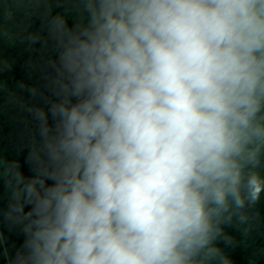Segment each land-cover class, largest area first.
<instances>
[{
    "label": "clouds",
    "instance_id": "obj_1",
    "mask_svg": "<svg viewBox=\"0 0 264 264\" xmlns=\"http://www.w3.org/2000/svg\"><path fill=\"white\" fill-rule=\"evenodd\" d=\"M14 2L54 58L10 89L0 50V118L31 126L0 149L2 264H234L264 203V0Z\"/></svg>",
    "mask_w": 264,
    "mask_h": 264
},
{
    "label": "trees",
    "instance_id": "obj_2",
    "mask_svg": "<svg viewBox=\"0 0 264 264\" xmlns=\"http://www.w3.org/2000/svg\"><path fill=\"white\" fill-rule=\"evenodd\" d=\"M52 8L53 13L60 10L56 8L55 0H53ZM43 14L44 8L31 7L27 3L23 7H17L14 0H0V50L6 58L15 61V67L11 73H4V80L10 89L16 87L17 81H23L30 87L43 85L44 73L41 69L50 57L54 58L50 47L42 48L39 43L29 47L27 43H21V40L30 32L41 30ZM71 23L70 17L69 24ZM27 61H32L34 67H28ZM22 118H26V113H18V110L11 106L6 109V116L0 118V126H2L0 149L5 151L11 159L18 158L17 151L27 152L31 126L21 123ZM19 158L23 162L22 157ZM24 171L27 173L26 166ZM0 194H3L6 204L7 194L2 184H0ZM227 230L239 241V246L230 250L234 264H264V203L251 211L247 233L241 234L231 228ZM14 243L18 246L19 238L12 234L9 247L11 248Z\"/></svg>",
    "mask_w": 264,
    "mask_h": 264
}]
</instances>
